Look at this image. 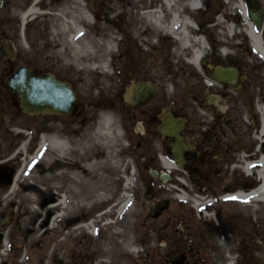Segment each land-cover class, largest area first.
<instances>
[{
	"label": "rangeland",
	"instance_id": "rangeland-1",
	"mask_svg": "<svg viewBox=\"0 0 264 264\" xmlns=\"http://www.w3.org/2000/svg\"><path fill=\"white\" fill-rule=\"evenodd\" d=\"M33 1L0 0V31L4 25L8 33L13 35L15 24L20 25V21H29L35 15L38 18L41 15L56 17L58 13L65 14L68 19L64 22L68 29L67 36L72 33L68 26L70 22L82 31L73 40L75 45L80 44L76 48L70 46L67 36L64 38L67 51L74 60L83 61L88 66L100 64L98 55L106 40L113 35L118 40L113 43L114 53L104 58L108 63L107 75L85 68L86 65H60L62 68L71 66L75 73L83 75L76 84L80 97H99L98 121L92 130L91 139L79 148H70L66 141L64 145H58L57 140L61 139L49 135V119L18 114L16 99L4 89L3 84L8 74L20 65H1L0 264H63L67 249L74 260L78 250L87 245V242H81L84 236L94 241L99 253L105 254L111 264H138V256L129 257L130 250L150 247L159 237V221L145 222L144 203L161 198L170 199V205L183 206L192 215L194 227H198L206 237L203 249L213 264H226L227 254L234 255L243 246L247 247V251L242 264H264V204L250 198L247 201L216 200L227 193H246L256 189L259 186L258 164L251 166L247 173L244 166L237 163L214 165L207 175L199 170L202 174L195 186L193 181L197 176L194 174L198 173H179L178 178L183 177L187 182V192L191 193L192 189V193L215 196V203L210 208H213L211 216L216 220L211 222L202 220V216L188 202L177 199V187H183L177 177L166 183L154 179H132L128 188H124L123 182L118 179H109L110 175L115 177L123 172L120 163L130 152L124 143L117 142L114 135H110L112 126L105 129L107 135L103 132L99 134L97 130L98 127L104 128L101 124L104 117L110 119L113 116L115 110L110 107L111 100L125 83L127 0H97L93 3L89 0H39L34 7L36 13L23 21L21 16ZM189 1H182L181 10L196 20L194 22L199 30L192 29V34L198 35L201 31L209 30L213 45L217 47L236 45L238 37L235 39V35L238 31L239 36L245 37L240 29L242 26L246 29V24L241 25L243 21L237 8L238 0H198L203 8L196 12L188 7ZM42 6L48 8L42 9ZM82 13L94 20V26H88ZM207 15L212 19V25L208 27L203 23ZM239 41L244 42L242 38ZM84 42L94 46L97 51L91 57L93 61L84 59L81 47ZM9 52L13 58L15 51ZM259 59L258 64L253 62L250 66L254 67L253 75L261 88L260 96L253 110L246 111V119L249 114L256 115L258 119L257 109H264V64ZM117 72H120V78L116 76ZM221 107L226 109L228 105L221 104ZM212 120L207 119L208 122ZM218 125H222V132L230 131L228 123ZM245 125V150L247 157H253L255 152L259 154L264 147L260 146L256 150L261 144L254 138L258 127H250L249 122H245ZM235 126L238 131V124ZM232 135L230 133L233 140ZM52 140H55L54 146L50 144ZM224 141L228 143L230 140L226 137ZM86 153H98V157L93 158L92 155V159H85L81 165L79 159ZM231 157L236 158L237 154ZM129 179L126 177L124 183ZM125 192L132 197V201L118 215V205L125 199ZM61 199H64V207L59 205ZM107 209L108 217H104L103 212ZM94 211L102 216L97 218L95 215L94 226L83 225L82 218ZM59 213L61 217L57 216ZM105 221L110 224H104ZM236 227L242 234L235 239L231 231ZM241 235L242 244L238 245ZM251 235H255L256 242ZM10 244H13L12 251H9Z\"/></svg>",
	"mask_w": 264,
	"mask_h": 264
},
{
	"label": "flooded vegetation",
	"instance_id": "flooded-vegetation-1",
	"mask_svg": "<svg viewBox=\"0 0 264 264\" xmlns=\"http://www.w3.org/2000/svg\"><path fill=\"white\" fill-rule=\"evenodd\" d=\"M182 1L127 0L126 78L124 85L120 84L122 87L118 88L116 97L111 100L110 107L115 111L110 119L116 141L124 143L130 152L120 163L123 172L115 177L110 175L109 179L123 182L126 177H130L133 180L151 181L154 178L150 171H166L161 165L165 161L173 166H181L178 168L180 171L198 173L194 174L197 176L195 181H198L200 174H209L214 165L246 163L245 122H249L250 127L260 126V110L257 109L259 121L256 115L254 117L250 114L246 119V111L253 110L261 91L253 75L254 67L250 64H258L257 58L264 64V58L251 48L245 27L242 26L240 29L245 37L239 36L238 31L235 35V39L238 37L237 44L231 46H214L209 30H206L207 33L205 30L201 31L199 35L204 41L200 48L202 55L196 64H192L190 59L194 49L182 46L179 37L183 18H188L191 23L196 20L182 13ZM241 1V25L250 22L249 10L256 13L261 18V29L257 31L255 24L251 22L252 28L264 44V0ZM46 8L48 7L42 6V9ZM147 16L151 17V21ZM155 17L158 18L157 25ZM66 20L67 15L60 13L56 17L35 16L26 25L16 23L13 35L8 33L4 25L1 27L0 130L1 65H34L31 67L37 70L36 74H50L68 83L75 94V102L67 116H38L51 121V137H62L73 149L83 147L90 141L94 125L98 121L99 97H80L76 84L83 75L75 73L71 66L60 67L86 65L83 61L74 60L67 51L64 39L68 34L64 25ZM211 21L207 15L203 23L208 27L212 25ZM186 31L190 36L196 37V34H192V28L187 27ZM239 38L244 42L239 41ZM9 50L15 51L13 58ZM219 65L235 70L231 82L213 79V68ZM116 76H120V72ZM221 104H227L228 107L221 109ZM207 119L213 120L208 122ZM218 123H228L227 128L234 135L233 140L229 132H222V125ZM235 124H238V131ZM226 137L230 140L228 143L224 141ZM235 153L237 157L232 158L231 155ZM92 155L93 158L98 157V153H86L79 159L81 165L85 159H92ZM248 159L256 158L253 154V158L250 155ZM167 174L168 181H171L179 172ZM146 192L147 189L144 196ZM97 213L98 211L89 212L81 223L94 226ZM146 213L145 209L147 217ZM104 217H108V214ZM193 219L179 205H170L155 220L146 218L145 222L159 221V237L150 247L140 244L145 249L139 247L138 253L134 254L138 256V264H173L171 259L175 255L177 257L174 263L213 264L203 249L206 237L198 227H194ZM231 232L235 239L242 234L238 227ZM251 236L256 242L255 235ZM242 238L243 235L238 245L242 244ZM81 242H87L86 246H89L80 248L74 260L70 258L67 249L63 264H111L105 254L99 253L94 241L84 236ZM245 250L247 251V247L239 248L236 254L238 264L244 261ZM128 255L130 258L134 256L132 250Z\"/></svg>",
	"mask_w": 264,
	"mask_h": 264
},
{
	"label": "bare ground",
	"instance_id": "bare-ground-1",
	"mask_svg": "<svg viewBox=\"0 0 264 264\" xmlns=\"http://www.w3.org/2000/svg\"><path fill=\"white\" fill-rule=\"evenodd\" d=\"M38 0H34L33 3L31 4V6L22 14L21 16V19L24 21L26 18H28L29 16H32L36 13L35 9H34V5L36 4ZM79 2H81L82 0H77ZM201 1H198V0H190L189 1V5L188 7L196 12L198 10H200L202 8L201 4L200 3ZM237 8H241V0H238V5H237ZM158 14V13H157ZM82 17L87 20V17L85 16V14L83 15L82 13ZM147 18L151 21V17L147 16ZM157 19V20H156ZM155 24L157 25V21H158V18L155 17ZM182 31L180 33V37H179V40H180V43L182 46H185V47H188V48H193L194 51H193V54H192V57L190 59V62L192 64H196L199 59L201 58V55H202V52L200 50V48H202L201 46V41L199 38L197 37H193V36H190L188 34V32L186 31L187 27L189 28H194L196 29V26L193 25L191 23V21H189L188 18H185V20L183 21L182 20ZM187 27H186V26ZM247 27H246V35L250 41V45L252 46L253 49H255L261 56L264 52V44L260 38V36H257L256 34H254L252 31H251V26H250V23L247 22ZM68 26L69 28H71V34L68 35V42L70 44V46L76 48V46H80V44L78 45H75L74 42H73V39L75 37H78L81 35V28L76 26V25H73L71 22L68 23ZM83 47V52H84V59L85 61H93L91 57H94L97 53L96 49L94 46H90L88 43L84 42L82 44ZM78 49V47H77ZM113 40L112 39H108L106 40V42L104 43V45L102 46V49H101V53L100 55H98V59H99V62L100 64L99 65H86L85 68H89L90 70L92 71H95L99 74H106L107 73V69H108V63L106 62V60L104 59L105 56L107 55H110V54H113ZM85 63V62H84ZM87 64V63H86ZM101 124L102 126L104 127L103 129H101L100 127H98V133L101 134L102 132L104 134H108V131L105 129H109L111 126L113 127L112 125V121L111 119L109 118H106L104 117L103 120H101ZM109 133L110 135H114V129H113V132L110 131L109 129ZM54 138V137H53ZM57 138L61 139V140H57L58 142V145H64V139L60 136H57ZM254 138L257 140V141H261V144L260 146L261 147H264V109L261 108L260 110V126L258 128V130L254 133ZM51 145H55V140H52L50 142ZM68 144V143H67ZM257 150V149H256ZM254 157L256 158L257 160V163L259 165V170L257 171V179L259 181V186L252 190L251 192H246V193H242V192H236L233 196L236 197L238 199V201H247L249 198L252 200V201H259V200H264V192L262 191L263 190V185H264V150H261L259 154H257V152L254 153ZM162 167L165 169V170H174L176 169L175 166H173L172 164L170 163H167L165 161L162 162ZM245 172H248L247 170V165H245V168H244ZM131 185L130 181H125V185L124 187L125 188H128L129 186ZM229 196V195H228ZM227 196V197H228ZM124 198L121 202L120 205H118V211L117 212H120L121 209H123L126 204H127V198H128V195L124 194ZM179 199H185V196L184 195H179L178 196ZM200 203H197V205H199ZM59 205L60 206H63L64 207V199H61L60 202H59ZM58 217H61L62 214L59 213L57 215ZM89 226V225H88ZM91 227V225H90ZM92 232V231H91Z\"/></svg>",
	"mask_w": 264,
	"mask_h": 264
},
{
	"label": "water",
	"instance_id": "water-1",
	"mask_svg": "<svg viewBox=\"0 0 264 264\" xmlns=\"http://www.w3.org/2000/svg\"><path fill=\"white\" fill-rule=\"evenodd\" d=\"M248 16L259 30L261 18L250 10ZM234 76L235 71L233 69L214 68L213 78L215 80L231 82ZM5 88L18 98L19 114L21 115L37 116L48 112L67 115L71 111L74 102V96L66 84L59 82L50 75L37 76L34 70L27 67H20L12 73L5 82ZM136 104L139 103L136 102ZM151 174L157 177L156 172L152 171ZM160 179L164 182L168 177L162 175ZM145 206L148 217L156 219L168 208L169 201L162 199L154 203L147 202ZM176 257V255L172 257V263L180 264V262L174 263Z\"/></svg>",
	"mask_w": 264,
	"mask_h": 264
},
{
	"label": "trees",
	"instance_id": "trees-1",
	"mask_svg": "<svg viewBox=\"0 0 264 264\" xmlns=\"http://www.w3.org/2000/svg\"><path fill=\"white\" fill-rule=\"evenodd\" d=\"M12 246H13V244H10V246H9V251H12ZM21 249V248H20ZM21 251H22V249H21Z\"/></svg>",
	"mask_w": 264,
	"mask_h": 264
},
{
	"label": "snow or ice",
	"instance_id": "snow-or-ice-1",
	"mask_svg": "<svg viewBox=\"0 0 264 264\" xmlns=\"http://www.w3.org/2000/svg\"><path fill=\"white\" fill-rule=\"evenodd\" d=\"M229 199L236 200L237 198L236 197H229Z\"/></svg>",
	"mask_w": 264,
	"mask_h": 264
}]
</instances>
